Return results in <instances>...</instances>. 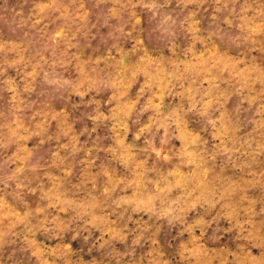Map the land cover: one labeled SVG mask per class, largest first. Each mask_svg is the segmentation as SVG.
I'll use <instances>...</instances> for the list:
<instances>
[{"label": "rangeland", "instance_id": "1", "mask_svg": "<svg viewBox=\"0 0 264 264\" xmlns=\"http://www.w3.org/2000/svg\"><path fill=\"white\" fill-rule=\"evenodd\" d=\"M0 264H264V0H0Z\"/></svg>", "mask_w": 264, "mask_h": 264}]
</instances>
